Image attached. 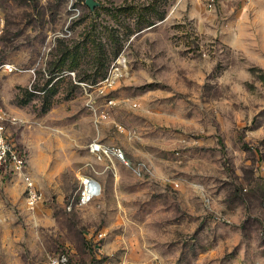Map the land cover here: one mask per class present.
Segmentation results:
<instances>
[{"label":"rangeland","instance_id":"obj_1","mask_svg":"<svg viewBox=\"0 0 264 264\" xmlns=\"http://www.w3.org/2000/svg\"><path fill=\"white\" fill-rule=\"evenodd\" d=\"M85 1L0 0L6 135L41 193L0 167V264H264V0Z\"/></svg>","mask_w":264,"mask_h":264},{"label":"built area","instance_id":"obj_2","mask_svg":"<svg viewBox=\"0 0 264 264\" xmlns=\"http://www.w3.org/2000/svg\"><path fill=\"white\" fill-rule=\"evenodd\" d=\"M5 29L4 15L0 9V38ZM16 68L6 62H0V74H11L16 72ZM114 71L119 68L114 66ZM33 74L34 72L31 71ZM120 72V71H119ZM115 82V77L108 75L102 81L104 87H111ZM19 120L8 113L0 106V167L8 168L12 174L20 177L23 184V193L28 208H33L41 199V193L35 185L34 180L27 172L28 160L26 155L16 148L7 138V126L16 125ZM88 153L95 161L105 164L106 168L112 170L115 163H122L129 166L125 158L124 151L114 145H105L97 140L88 145ZM101 193L99 182L92 176H83L79 179V186L74 199L70 201L67 210L72 206L82 208L93 202ZM102 235V234H101ZM100 235V236H101ZM68 260L64 254L51 258L48 264H67Z\"/></svg>","mask_w":264,"mask_h":264},{"label":"water","instance_id":"obj_3","mask_svg":"<svg viewBox=\"0 0 264 264\" xmlns=\"http://www.w3.org/2000/svg\"><path fill=\"white\" fill-rule=\"evenodd\" d=\"M85 4L88 6L90 10H94V8L98 5L97 3L93 2V0H86Z\"/></svg>","mask_w":264,"mask_h":264},{"label":"trees","instance_id":"obj_4","mask_svg":"<svg viewBox=\"0 0 264 264\" xmlns=\"http://www.w3.org/2000/svg\"><path fill=\"white\" fill-rule=\"evenodd\" d=\"M162 19V18H161ZM160 19V20H161ZM140 23V22H139ZM154 23L153 22H151V21H147L146 22V26L145 27H151L152 25H153ZM138 26V30H141L144 26L143 25H141V24H139V25H137Z\"/></svg>","mask_w":264,"mask_h":264}]
</instances>
